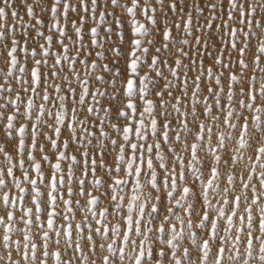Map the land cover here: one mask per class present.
Segmentation results:
<instances>
[{
  "label": "snow or ice",
  "instance_id": "snow-or-ice-1",
  "mask_svg": "<svg viewBox=\"0 0 264 264\" xmlns=\"http://www.w3.org/2000/svg\"><path fill=\"white\" fill-rule=\"evenodd\" d=\"M0 65V264H264V0H0Z\"/></svg>",
  "mask_w": 264,
  "mask_h": 264
},
{
  "label": "rangeland",
  "instance_id": "rangeland-1",
  "mask_svg": "<svg viewBox=\"0 0 264 264\" xmlns=\"http://www.w3.org/2000/svg\"><path fill=\"white\" fill-rule=\"evenodd\" d=\"M18 3H19V0H18ZM21 14L23 15V12L21 11ZM0 67H2V65H0Z\"/></svg>",
  "mask_w": 264,
  "mask_h": 264
}]
</instances>
